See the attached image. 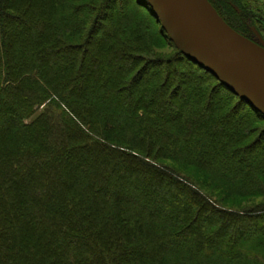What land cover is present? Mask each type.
Masks as SVG:
<instances>
[{"label":"trees","instance_id":"trees-1","mask_svg":"<svg viewBox=\"0 0 264 264\" xmlns=\"http://www.w3.org/2000/svg\"><path fill=\"white\" fill-rule=\"evenodd\" d=\"M261 124L145 0H0V264H264Z\"/></svg>","mask_w":264,"mask_h":264},{"label":"water","instance_id":"water-1","mask_svg":"<svg viewBox=\"0 0 264 264\" xmlns=\"http://www.w3.org/2000/svg\"><path fill=\"white\" fill-rule=\"evenodd\" d=\"M181 54L264 117V41L231 28L207 0H145Z\"/></svg>","mask_w":264,"mask_h":264},{"label":"rangeland","instance_id":"rangeland-1","mask_svg":"<svg viewBox=\"0 0 264 264\" xmlns=\"http://www.w3.org/2000/svg\"><path fill=\"white\" fill-rule=\"evenodd\" d=\"M141 1V0H140ZM211 6L216 10V12L222 16L225 17V22L228 24V25H231L232 27L238 29L241 31V35L246 37L247 39H249L250 37L249 36H253V37H256L258 38L259 40H263L264 41V33L262 32L261 33V30H258L256 27H254L251 23H246L244 22V20L241 18V15H242V12L239 10V8L237 6H235L233 4V1L232 0H207ZM215 1L216 3L214 4ZM249 0H246V2H248ZM231 3V5H230ZM217 8L218 10H220L221 14L219 13V11H217ZM222 18V17H221ZM223 19V18H222ZM105 21H100V25L101 26H105ZM98 26H99V23H98ZM236 31V30H235ZM237 32V31H236ZM240 34V33H239ZM168 36V35H167ZM250 40V39H249ZM252 41V40H250ZM254 42V41H252ZM255 43V42H254ZM259 43V42H258ZM257 44V43H256ZM168 52L171 53L170 50H168ZM88 59V58H87ZM200 68V67H199ZM202 69V68H201ZM157 68H155L154 66L153 67H150L148 69V71L144 72L142 74V76L140 77L142 80H143V77H146V78H149L151 75V71H156ZM203 70V69H202ZM150 71V73H149ZM159 71V70H158ZM204 72H206L205 70H203ZM157 72V71H156ZM187 71H184V70H181L180 69V73H183V75L187 76ZM149 75V76H148ZM148 76V77H147ZM214 77V76H213ZM215 78V77H214ZM216 79V78H215ZM217 80V79H216ZM232 95H234L232 93ZM235 96V95H234ZM236 97V96H235ZM178 101L177 99H175V102ZM260 126H264V124H261ZM264 148V147H263ZM261 149V152H263L264 149ZM238 203H240L241 205H243L244 207L248 206L249 204H251L252 202L251 201H238ZM244 245H247L246 243ZM249 246V245H248Z\"/></svg>","mask_w":264,"mask_h":264},{"label":"flooded vegetation","instance_id":"flooded-vegetation-1","mask_svg":"<svg viewBox=\"0 0 264 264\" xmlns=\"http://www.w3.org/2000/svg\"><path fill=\"white\" fill-rule=\"evenodd\" d=\"M225 1V0H224ZM227 1V0H226ZM214 2V4L216 3L215 1H213ZM230 5H231V3H230ZM217 11H219V13L221 12L220 10H218V8H217ZM222 13V12H221ZM220 13V14H221ZM222 18H223V20L225 21V17L224 16H222V14L220 15ZM250 38V40H252V41H254L255 43H257V44H260V40L258 39V38H256V37H253V36H249ZM259 42V43H258Z\"/></svg>","mask_w":264,"mask_h":264}]
</instances>
